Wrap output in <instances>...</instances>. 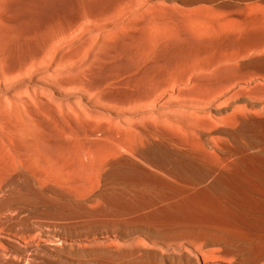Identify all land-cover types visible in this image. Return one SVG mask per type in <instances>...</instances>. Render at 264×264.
<instances>
[{"label": "rangeland", "instance_id": "obj_1", "mask_svg": "<svg viewBox=\"0 0 264 264\" xmlns=\"http://www.w3.org/2000/svg\"><path fill=\"white\" fill-rule=\"evenodd\" d=\"M262 85L264 87V0H0V104L2 103L0 105V135H2L0 137V201L2 202L7 196L9 198L6 203L8 207L5 206L6 204L0 207L2 213H0V226L4 225L0 228L3 231L9 229L11 233L18 231L17 233L30 234L26 230L27 225H33L31 228L35 230L34 228H39L36 224H41L39 232L41 228L47 231L49 227H52V231L48 229L52 235L67 237L69 232L84 231L82 229L86 231L87 228L80 223L83 224L87 219L118 220L123 216L121 221L127 219L124 222L132 220L139 222L152 218L149 215L148 219L147 215L141 219L137 218L139 213L148 211L146 209L139 213L127 210H121L115 214L109 213L110 215L101 213V218L98 214L88 216L89 218L86 219L87 216L83 212L73 211L75 208L68 203V200H74L75 196L78 198L83 196V199L89 197L83 193L88 188L83 189V192L81 190L85 188L83 183L90 181L175 182L176 180L180 183L205 181L204 174H201L203 173L202 166L191 160V162L175 160L174 164L181 166L187 172L173 177L166 173L169 165L156 167L148 161L139 159L140 157L138 158L136 154L130 157L129 155H134L133 149L132 151L125 149L132 153L126 154L130 159L129 166L121 168L119 173L110 179L106 175L110 169L107 158L102 160L98 156L107 152L108 145L106 144L108 143L101 144L103 136L95 139L91 134L93 138L86 131H82L85 125L76 116L71 119L72 121L70 120L74 128L69 126L71 123H67L68 121L66 122L60 116L64 113V110L62 111L64 105H69L70 102H75L81 107L85 104H95L113 111L115 116L124 115L123 119L127 115L139 116V118L144 116L145 121L141 119L144 124L146 122L149 125H161L166 122L157 121V117L154 118L152 113V116L148 114L149 109L141 111L138 108L140 112L135 111L136 106L140 105L138 103L141 102L144 105L146 102L148 104L144 106L151 107L157 103H167L171 106L177 101H186L187 108H183L184 115L190 114L189 110H193L191 108L199 103L205 108L202 111L204 114L202 112L200 114L203 119L208 118L209 114L216 118V116L231 112L236 107H244L250 96L258 100L264 99L262 92L254 94L246 90L254 86L262 87ZM194 86L199 90L206 87L208 91L209 88L211 91L214 87L215 92L221 87L229 86L234 89L233 93L235 89L248 92L244 95L232 94V91L222 93L223 95L220 96V93L218 96L211 94L217 98L215 102L200 101L198 98L201 96H197L198 100L195 99L194 95H198L199 92L197 89H194L198 91L196 93L193 91L194 95L180 93L181 90L190 93ZM179 87L183 88L178 89ZM188 89L190 90L187 91ZM205 90L204 88L202 94ZM208 91L206 90V93ZM209 93L203 95L210 98ZM20 101H24V104ZM17 102L29 107L27 109L31 114L32 126L34 125L33 132L29 133L22 129L20 125L22 121L18 119V114L13 110ZM5 104H9V107ZM175 108L178 107H172V109ZM215 108L221 110L222 113H217ZM145 112L149 117H145ZM136 117L135 119L127 118L129 119L126 121L127 124L118 123L120 126H114L115 123L114 125L108 124L112 128L114 126L118 127L117 130H121L119 140H126L129 137L127 132H132L129 131L130 127L133 130L132 125L134 120H137ZM87 118L91 120V123L97 120L90 114ZM209 119H205V124ZM59 124L65 126L68 124L67 127L73 129L70 128V132L74 133L70 136L63 134ZM77 124L79 126H76ZM82 125L84 127L80 129ZM103 131L105 130H101L102 133L99 131L101 133H98L99 136L107 133L109 135L111 132L115 133L113 136L115 137L118 132L113 129ZM214 134L216 133L210 131L211 136ZM108 135L104 136L105 140L108 139ZM256 135L264 137V132H257ZM117 137L114 139L118 140L119 137ZM173 137L177 136L173 135ZM96 141L100 145H97ZM98 148L99 150L96 151ZM15 149L21 155L23 166L12 155ZM94 151L98 152L97 155ZM121 151L124 150L121 149ZM125 151L121 154L124 155ZM14 161L18 164L15 165ZM261 162L264 164V159H261ZM144 167H149L153 173L146 172ZM153 168L156 169L155 172ZM22 172L29 175L30 181L23 178ZM69 174H71L70 178ZM263 181L264 173L261 171H256L254 175L245 173L235 179L237 186L245 190L249 182ZM12 182L17 183L12 184ZM24 182H36L37 189L27 187ZM99 186L101 184L97 183L93 190L94 193L90 192V197H93L90 202L95 201L97 205L93 204L95 206L93 209L104 205L103 200L98 196ZM65 189L73 195L69 197L70 193L65 194ZM11 190L23 199H20L18 195L11 197ZM52 191L61 193V196L59 197ZM80 191L84 195H81ZM145 192L142 195L144 198L140 197L142 201L152 198L157 193L152 189H147ZM245 195L252 196L250 192H246ZM78 198L76 197L75 200ZM129 198L128 195L117 197L119 203L122 201L120 206L129 204L131 202ZM83 199L80 198V200ZM28 200L31 201L29 204ZM65 200L66 202L63 203ZM42 201L50 203L43 204ZM96 201L100 203V207ZM92 203H89L88 207L91 208ZM4 213L8 217L4 216ZM78 214L81 215L80 218ZM131 214L135 216L132 217ZM96 216L97 218H94ZM28 217L29 220H27ZM36 232L41 236L37 230ZM2 234L7 235L0 233V236ZM38 234H35L36 238L33 242L39 240ZM137 237L140 238V235H136ZM46 238H51V236ZM109 238L113 242L118 238L123 241L124 245L126 241L130 242L129 240L124 241L117 234H110L103 240L112 243ZM51 240L55 241L53 238ZM0 241L2 243L3 238L0 237ZM93 241L96 243V240L85 242L92 243ZM144 242L149 246L147 241L144 240ZM84 243L81 247H85ZM16 255L12 254V257L16 258Z\"/></svg>", "mask_w": 264, "mask_h": 264}, {"label": "bare ground", "instance_id": "obj_2", "mask_svg": "<svg viewBox=\"0 0 264 264\" xmlns=\"http://www.w3.org/2000/svg\"><path fill=\"white\" fill-rule=\"evenodd\" d=\"M188 71L191 72V70ZM188 71L187 73H190ZM238 72L239 71H237V73ZM258 86H254L253 88L249 89L247 88L246 90L250 91L249 93L255 94L262 92L264 94L263 85L262 87ZM194 87L191 88L192 91H190V93L186 92V90H181L180 93L182 94L183 92L189 95H194L193 91L195 93L198 92L195 91L197 87ZM181 88L179 87L178 89ZM204 88L208 91L206 87H203L201 88L203 89L201 91V95H199L201 89H197L199 90V92L198 95H194V97L196 96L195 99L201 96L198 98L200 101L206 100L204 102H215L217 101V98L213 96L214 94H217L218 96V94L220 93V96L222 93H227L234 90L232 87L225 86L223 88H219L215 92V90H213V87L212 92V90L210 91L211 88L208 87L210 93L209 91L207 93H209L210 96L211 94L213 95L209 98L205 90L204 93L207 94L205 95L207 96V98H204V93L202 94ZM189 90L190 89H188L187 91ZM246 90L244 91L243 89H235L234 93L244 95L245 92H248ZM234 93L232 91V94ZM202 96H204V99L202 98ZM20 102L14 104L13 110H15V112L18 114V119L22 121V124H20L22 125V129L29 133L31 131L33 132L34 125L32 126V122L30 120L31 114L27 109L29 107L23 105L24 101L22 102L23 104H21ZM138 104L140 105L139 107L136 106L137 110L135 111L140 112V110L142 111V109H144V111L146 109H149L150 113L148 114H150L151 116L153 114L154 118L157 117V121L159 120V122H166V125H149L146 122L144 124V116H142L143 118H139L138 115V117H131L127 115L129 117L125 116L123 119L124 115L122 117L118 115L115 116V114H113V111L107 110L105 107H100L95 104H85L83 105V107H81L79 106V104H75V102H70L69 105H64V108H62V111L64 110V113H62V115L60 116H62L61 118L66 120V122L68 121L67 123L69 124L71 123L70 120L76 116L82 121L81 123L85 125V127L82 125V127L80 128L82 129L84 127L82 131H86L89 135L91 134L95 139H99L101 136H103L101 137V139L104 138L101 140V144L108 143L106 144L108 145V149H106L107 152H101L102 154H99L98 156L102 160L107 158L110 169L109 172L106 173V175L107 177H110V179L112 177H115L119 173L121 168L125 167L126 165L129 166V156L131 157L137 155L138 158L140 157L139 159L148 161L154 164L156 167L169 165L170 167L166 168V173L172 175L173 177L177 176L178 174H184L185 172H187L181 166L175 165V160H188L189 162L192 161L202 166L201 171L203 173L201 174H204L205 181H184L185 183L176 182V180L175 182H82L84 184V186H82L85 188H82L81 191L83 192V189L88 188L83 193L85 195L87 194V196L89 195V197L85 198L84 196L85 199H83V196L78 198V196L74 195L75 198L77 197L79 200H75L74 198V200H68V203L74 206L75 209L73 211L77 210L83 212L87 216L86 219L89 218L88 216L98 214H100L99 217L101 218V213L102 215L109 213L115 214L119 213L121 210L139 213L141 211H145L146 209L148 211L139 213V215H137V218L140 217L141 219V217H145L146 215L147 219L148 215L152 218L144 221H139L137 219V221L139 222H134L133 220L130 222H124L127 219L121 221L123 216L121 217V219L119 218L120 220L90 218L91 220L87 219V221L83 224L80 223L82 226L87 228L86 231L85 229H82L84 231H81L79 229L80 231L78 232L77 230L74 233L69 232V235L67 237L52 235L51 232H49L52 227H49L50 229L48 228L49 230L47 229V231L41 230V228V232H39L41 224L39 225L36 223V227L39 228H34L35 230L31 228L33 227V225H27L28 228H26V230L27 232H30V234L23 232L17 233L18 231H15V233H11L9 229V231H3V229L0 228V233L7 234H2L0 236L1 238H3L2 243L0 241V264H264V181L249 182L247 184L246 190L245 188L238 187L235 183V179L245 173L250 175L256 174V171H261L264 173V164L261 162V159H264V137L256 135L257 132H264V99L262 98L261 100H258L256 99V97L250 96V98L246 100L244 107H236L231 112L219 117L216 116V118L214 116L211 117L212 114H209L210 117L208 115V118L206 117L204 119L202 118L203 116H200V114L203 110H205V108L203 105H199V103L198 105L196 104L195 106H193V108H191L193 110H189V112L191 113L188 115L191 116L184 115L185 112L183 110L187 108L186 101H177L171 106L167 103H157L151 107H145L144 105L148 104L146 102L144 103V105L141 104V102ZM25 105H27V103ZM5 106L9 107V104H5ZM170 107L171 110H169ZM172 107L178 108L172 109ZM138 108H140L139 111ZM186 111L188 112V110ZM220 111L217 110L216 112L222 113V111ZM147 112H145V117H149ZM89 114L94 116L97 120H93L94 122L91 123V120L89 121V119L87 118ZM202 114H204V112H202ZM141 115L142 114H140V116ZM135 117L137 118V120H134ZM127 118H134L133 120L135 122L132 125L133 130H131L130 126H128L130 127V130L125 126L129 131H132L133 133L127 132V134H129L127 136L129 137H127L126 140H119L121 139L120 135L122 134V132H120L121 130H117L118 127H116V129L114 126H120V124H118L120 122H123V124H127L126 121L129 120ZM205 119H209L207 121V124H205ZM108 123H112V125H114L113 123H115L116 125H114L112 128ZM59 125L61 131L64 132L63 134L70 136L74 133L73 131V133L70 132L71 127H67L68 124H66V126L61 124ZM162 125H164V127ZM69 126H73L72 123ZM76 126L79 125L77 124ZM36 127L38 128L37 125ZM111 129H113V131L115 130L116 132L118 131L116 134L117 136L119 135V138L116 135L115 137H113L115 134L114 132V134L110 132L112 136L110 134L108 135V133L100 136L98 134L101 132V130H105L103 132H106V130L110 131ZM77 131L79 133L78 129ZM210 131H213L216 134H214V136H211L213 134L210 135ZM119 132L120 134H118ZM87 134L85 133V135ZM106 135H108L107 140H105L106 137H104ZM173 135L177 137L174 138ZM1 136L2 135H0V137ZM68 136L66 137L68 138ZM92 136L91 138H93ZM116 137L118 138V140L114 139ZM71 138L72 137H70V139ZM2 141L4 140L2 139ZM97 141L96 143L98 145L99 143ZM8 149L10 148L8 147ZM16 149L13 150V152L11 150V152L13 153L12 155L15 156L12 157L17 158L15 160L18 163L20 162L22 164L24 162H22L21 155L17 151L18 149ZM121 149L124 151L125 149H128L129 151L130 149L131 151L133 149L132 152H134V155L128 150H126L127 152L125 151V154L122 155L123 153L121 154V152L124 151H121ZM97 150H99V148L96 149V151ZM97 153L98 152H96L95 154L97 155ZM127 153L132 155L127 156ZM99 158L97 159L98 161L100 160ZM11 160L12 159H10V161ZM18 163H15L14 161L15 165H17ZM23 165L24 164H22V166ZM143 169L148 173H153V171L149 169V167H144ZM155 170L156 169H154V172ZM22 173L23 178L30 181L29 175L24 172ZM73 173H75V171H73ZM70 175L71 174H69V178ZM172 176L170 177L173 178ZM91 177L93 178V176ZM92 178H90V180ZM94 178L93 180H95ZM13 183L16 184L17 182H12V184ZM97 183L98 185L101 184V186H99L98 188V196L101 200H103L104 205H102L101 208L93 209L97 205H95V201L93 203L90 202L93 200V197H90V192H93V190H95L94 188H96ZM24 184L31 189H37L36 182H24ZM40 187L43 188L42 186ZM60 189L62 190L61 187ZM147 189L156 190L157 193H155L152 198L146 201H142L141 198H144L142 197V195L146 193L145 191ZM64 191H66V189ZM52 192L58 196H61V193L59 192ZM246 192H250L252 196L250 195L247 197L245 195ZM10 193L9 194L11 197L18 195L14 190H11ZM66 193H70L68 194L69 197L73 195L68 191H66L65 194ZM83 193H81V195H84ZM228 193L229 195H227ZM151 194H153V192ZM122 195H128L130 197L129 199L131 200V202L126 206H120V203L122 201L119 203V200L117 199V197ZM18 196L20 198V195ZM80 198H82L83 200H80ZM95 198L94 200H96ZM8 201L9 198L7 196L3 199L2 202L0 201V207L4 206ZM29 202L31 201L28 200L27 203L29 204ZM64 202H66V200L63 201V203ZM88 202L92 203L90 204V206L92 205V209L88 207ZM96 202L100 207V203L98 201ZM18 203L20 204V202ZM41 203L48 204L50 202L42 201ZM5 206L8 207L7 204ZM41 206L42 205H40V207ZM64 206L65 205H63V207ZM126 213L130 214V212ZM70 214L72 215V213ZM4 216L7 215H5L4 213ZM79 216L81 215L78 214V217ZM111 217L113 218V216H110V218ZM94 218H97V216ZM107 218H109V216ZM114 219L117 218L114 217ZM27 220H29V217ZM76 220L77 219L75 218V222ZM79 222L80 221L78 220V223ZM19 226L21 225L19 224ZM36 230L41 234V236H51V238H53V240L55 241H52L51 238L41 237L36 232ZM33 231H35V233ZM35 234H38L41 239L40 237H38L39 240L37 238L36 240L38 241L35 240L36 242H33L34 238H36ZM110 234H117L121 239H124V241L129 240L130 242L126 241L124 245L122 244L123 241L118 240V238H115L117 242L116 240H114L115 242H113L112 239L109 238V240L111 239L110 242H112L113 244L105 242V240L103 239ZM136 235H140V238H138L139 236L136 238ZM99 239L103 241H99ZM91 240H96V243L95 241H93L92 243L85 242ZM144 240L148 242L147 244H149V246L150 243L152 245L150 247L148 245H145L146 243L144 242ZM118 242L120 245L122 244V246H118ZM82 243H84L83 246L85 247H81ZM115 243L116 245H114ZM209 247L210 249H207ZM12 254H18L20 256L16 255V258H13ZM18 257H20V259L17 260Z\"/></svg>", "mask_w": 264, "mask_h": 264}]
</instances>
